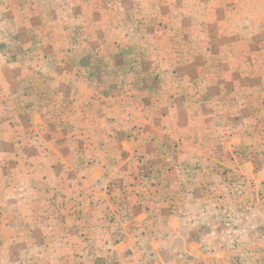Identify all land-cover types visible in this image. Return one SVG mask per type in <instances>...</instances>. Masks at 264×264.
<instances>
[{
    "label": "rangeland",
    "instance_id": "374dc122",
    "mask_svg": "<svg viewBox=\"0 0 264 264\" xmlns=\"http://www.w3.org/2000/svg\"><path fill=\"white\" fill-rule=\"evenodd\" d=\"M0 56L2 111L26 116L10 124V149L0 138L12 213L55 211L69 190L52 181L95 180V192L115 166L169 151L170 169L183 167L173 178L201 180L216 198L219 250L160 263L264 264V0H0ZM160 130L168 146L159 139L154 159ZM104 217L102 247L73 264L131 263L130 252L118 262L117 230L108 235L117 209Z\"/></svg>",
    "mask_w": 264,
    "mask_h": 264
},
{
    "label": "crops",
    "instance_id": "0c3cea01",
    "mask_svg": "<svg viewBox=\"0 0 264 264\" xmlns=\"http://www.w3.org/2000/svg\"><path fill=\"white\" fill-rule=\"evenodd\" d=\"M2 58L0 56V77L10 68ZM2 109L0 104V138L3 148L10 149L13 137L10 124H22L26 116L21 110V116H18L16 113L6 114ZM167 122L170 123L171 119L163 123L169 127ZM153 135L150 137L152 141L147 138L144 141H150V155L155 159L160 149L157 147L161 146L159 139L164 148L168 145L162 140L165 134L161 130ZM139 146H142V140ZM5 151L8 152L3 150L2 154L6 156ZM169 155L168 151L161 154L160 161L156 159L155 164L143 163L133 169L128 165L115 166L119 180L109 177L107 181H98L103 191H90L89 187L95 185V180H90L87 185L84 181H74L69 185L65 181H52L54 184L62 183L63 188L69 190L68 196L57 194L54 197L52 205L55 211L12 213V198L9 191L6 192L8 195L4 192L0 195V264H73L76 254L86 258L88 253L102 247L107 237L104 215L107 217L113 207L118 212L115 218L118 223L108 230V235L116 229L115 236L121 239L118 262L124 260L125 252H130L132 256L126 258L127 262L131 260L130 264H161L160 253L177 252L176 258H187L190 263L193 251L201 254L203 250H219L218 243L214 244L212 240L219 237L220 232L208 223L217 219L216 213L211 214L208 207L216 198L210 199L206 195L208 187L201 180H189L186 175L185 178L180 176V179H174L173 176L183 167L170 169ZM3 168L4 172L12 169ZM84 171L90 172V168H84ZM9 180L8 175L1 177L0 188L10 189ZM73 191L76 193L72 194ZM60 204H64L65 209H60ZM212 204L217 207L216 203ZM74 205L76 207L73 209ZM46 217L50 227H29L30 221V225H34ZM13 219L22 225L14 226L11 222ZM197 237L203 240L210 237L211 243L199 242ZM47 256L53 257V260ZM171 262L176 264V261Z\"/></svg>",
    "mask_w": 264,
    "mask_h": 264
}]
</instances>
